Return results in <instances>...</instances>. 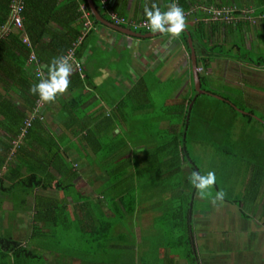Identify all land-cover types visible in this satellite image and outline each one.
Returning a JSON list of instances; mask_svg holds the SVG:
<instances>
[{
    "label": "crops",
    "instance_id": "1",
    "mask_svg": "<svg viewBox=\"0 0 264 264\" xmlns=\"http://www.w3.org/2000/svg\"><path fill=\"white\" fill-rule=\"evenodd\" d=\"M94 1L100 5L101 13L97 10L98 13L100 16L104 14L107 21L110 18V11L134 21L146 20L143 11L145 5L150 8L155 2L162 11H167L168 5L176 2V0H107L105 10L100 0ZM254 3V0H242L240 7L251 8L255 6ZM204 6L214 5L204 4ZM91 16H93L92 13ZM189 21L193 26L196 25L191 20ZM81 25L80 20V28ZM204 25L203 32L199 31L198 34L205 33V38L202 36L201 40L204 44L209 43L211 45L209 49L214 51L208 53L207 48H204V58L210 60V69L205 74L204 81L213 76L217 80L222 77L223 80L227 75L225 73L231 70L232 66L234 68V64L229 57H224L225 53L220 48V44L226 42L229 34H232L233 38L234 35H239L249 49L258 50L257 45L264 44V19H258L255 24L237 21L226 26L223 23L208 22ZM133 32L154 33L145 32L143 29ZM164 34L147 39L135 38L118 33L102 24H93V29L80 46L81 63L84 68L81 79L85 82V88L81 89L80 94L76 86L77 73L73 70V74L69 77L70 84L67 91L59 95L55 102L44 103V122L36 124L31 138L24 141L23 145L21 144V151H29V156L27 152V154L20 155L16 161L9 162L8 160L10 164L7 163L6 167L1 169L3 175L7 177L2 184L4 187L9 188L18 182L28 185L31 173L36 171L40 174H36L39 180L46 184L45 188L43 184L41 185L46 190L34 188L24 191L19 188L12 193L0 194V214L5 216L9 222L8 226L5 223V229L6 227L11 229L9 233L5 231L0 233L10 234L20 242V248H22L11 254L9 264H36L35 261L29 262L27 259H43L39 264H187L185 258L180 255L184 251L173 252L162 245L152 247L148 244V235L143 233L144 225L148 226V219L152 216H161L159 212L164 209L158 207V204H164V199L157 194L160 184L153 181L135 186L133 216L137 218L132 225L130 224L132 228L117 227L111 232L107 231L106 235L112 236L113 242L103 245L102 248L108 251L106 254L104 252L101 257H97L98 259H94V256L90 259L85 256L79 258L62 254L55 250L56 248L52 250L57 243L48 240V237H51L48 236L49 231L59 226L57 221L62 218L60 216H63V221L68 226L77 224L85 218L90 224V208L98 207V210H94V219L103 222L112 221L113 217L107 209V203L102 202V197L98 195L101 188L99 186H104L105 176L97 165L98 153L94 151H123L124 154L126 151H155V147L149 146L144 141L132 139V136H137V130L133 124L138 125V122L144 118L151 119L146 118L145 115L147 111L149 112L147 108L152 109L150 90L155 86L161 87L166 84L168 86L166 89L170 93L168 99L172 96L180 100L182 93L189 89L193 76L190 52L182 41V36L173 38L171 35L165 36ZM231 47L234 48L235 45ZM226 58H228V63L225 64L224 59ZM240 67L243 74L250 75V77L255 76L256 72L264 77V65L255 66L240 62L234 69L238 70ZM214 71L216 73L213 74ZM237 73L241 74L238 71ZM236 83L238 84L237 81ZM136 86H140L141 94L130 98L128 93ZM248 91V89L242 91L241 96L238 95L237 98H245L251 104L253 99L251 97L255 92L250 94L252 91ZM258 96L264 100L263 94L259 93ZM75 107L77 110L73 112L71 108ZM126 108L131 109L130 115L126 113ZM136 108L146 110L135 111ZM136 118L140 119L136 120ZM131 122H134L132 127ZM11 138V135L6 133L0 125V158L7 156L6 147L9 146ZM50 139L60 147L58 151H62L66 167L59 169V165L61 167L59 160L56 162L58 166L55 163L49 166L48 159L42 161L43 164L40 165L38 159L36 161L32 158L33 155L38 156V152L35 153V151H56ZM129 156L131 159L132 155L129 154ZM42 170L47 172L41 174L39 171ZM74 170L78 173L77 179H72L74 193L65 195L62 190H55V182L60 179L65 178L67 184H71L69 172ZM86 180L90 182V187L85 182ZM59 204H63V207L60 208ZM262 212L264 213V205L259 208L256 215H261ZM139 215H142L143 220ZM45 216L52 217L51 220L55 221V224L41 220ZM260 219L264 224V218L261 216ZM262 227L264 228V225ZM33 240L36 242L35 246L40 248H29ZM43 241H48L49 244L44 245ZM113 244L115 247L111 246ZM89 250L93 252L96 249L92 247ZM29 252L36 254V258H28Z\"/></svg>",
    "mask_w": 264,
    "mask_h": 264
},
{
    "label": "trees",
    "instance_id": "2",
    "mask_svg": "<svg viewBox=\"0 0 264 264\" xmlns=\"http://www.w3.org/2000/svg\"><path fill=\"white\" fill-rule=\"evenodd\" d=\"M11 1L12 0H0V26L9 19ZM176 1L178 6L183 10H188L194 5L204 4H213L216 7L230 6L235 7L238 10L244 8V6L240 7L242 0ZM254 1L255 6L251 7L253 10V16H259L261 17L260 20H263L264 0ZM93 3L96 9L101 13V10H99L100 5L94 0ZM81 7H84L85 10L90 12L86 0H25L22 13L23 31L12 30L7 37L0 39V125L3 126L5 132L12 137L8 144L9 146L6 147L7 156L0 158V194L12 193V191H16L19 188L24 191L34 188L37 190L45 188L46 184L42 183L36 175L38 174V171L31 173L28 185L18 182L16 185H11L9 188L4 187L2 184L7 180V177L3 175L1 169L6 167L7 163L16 161L22 154H27L28 152L27 156H29V151H21L22 145L24 141L26 142L31 138L33 128L36 127V124L44 122L43 115L45 104L38 112L43 119L33 120L31 127L27 130L21 143L14 153L11 154V151L13 150L12 142L20 135L25 120L35 112V103L39 98L38 95H33L29 92L32 85L39 83V79H37L34 74L36 65L27 64L29 55L34 53L37 59V65L43 69L44 76L47 78L50 61L54 57L64 56L68 50L73 48V44L78 41V38L82 33V27L80 28V20L83 15ZM237 14L238 12L236 15ZM101 16L104 19L106 18L104 14H101ZM90 19L93 24L100 25L93 16H89V20ZM204 24V22H198L194 26L199 27L200 31L203 32ZM223 24L225 26L227 25L225 23ZM187 29L191 35L192 42H194L192 31L189 28ZM24 34L28 37V44L23 43L22 41ZM89 34L90 31L87 32L81 43L74 49L75 59L80 63L82 57L80 46ZM181 35L183 36L184 44L188 49L186 35L183 32ZM201 35L205 38V33H201ZM206 50L208 53L214 52L210 49ZM245 55L246 54H244V56ZM237 60L255 66L264 65V58L262 57H258L256 60L247 57H240L237 58ZM197 67L200 68L198 75L202 88V82L205 80V75L203 74H206L210 69V60L206 59L202 65H200L197 59ZM83 69L82 66L83 73L76 72V86L79 89L80 94L81 89L85 88V82L81 79V76L84 74ZM135 88L136 90H134ZM135 88L128 93L130 98H134V95L141 94L139 92L140 86H136ZM142 94H144V92ZM212 94L224 99L219 100L214 97L212 98L211 96L215 103L210 106V108L215 110V112L217 110L219 111L217 120H221V123L217 126H210L206 122L204 116L200 118L198 116L193 122V125L192 112L201 95L196 98H194V96L188 99L181 98L178 100V103L174 108V116L177 121L174 122L171 129L173 130V136L167 139L163 138V142L160 143L158 147H155V151H145L141 162H133L129 155L126 156L129 151H126L125 154L123 151H94L96 154L98 153L97 165L101 169L100 171L104 174L105 179L109 180V183L106 182L104 186L99 189L98 195L102 197V202L110 204V215L113 218H116L117 221L103 222L94 219L93 216H95V212L94 209L91 208L90 224H88L89 220L86 218L87 221L85 219L78 221L79 233L87 232L90 229V248L94 247L96 249L95 251L90 252V259H93L91 256H94V259H98L97 257H101L104 252V254L107 253L108 249L102 248L103 245L112 244L113 242V237L106 235L107 231L111 232L121 224L122 228L128 229L123 222L125 221L126 216L134 215L135 186L137 184L142 185L153 181L154 183L160 184L157 194L161 199H164V204L160 203L158 204V207L161 206L164 208L161 211V215L164 218L163 220H171L169 221V224L171 225L170 231L174 230L173 233L181 232L182 230L186 231L187 236L185 237V244L190 248L184 250L180 255L185 258L187 264H200L192 229L194 198L198 191L191 184L189 177L193 171H197L200 174L201 172L189 158L187 140L190 133L194 134L197 138H194L196 142L199 143L201 141L206 149L214 147L216 152L214 155L216 158L214 163H219L221 166L219 177L223 183L231 182V184L234 185L238 182V179H241L239 183L242 186L241 190L244 198H236L234 200L225 198L223 201L224 203L235 205L238 208L239 214L244 219H249L250 215L242 210L243 206H246L247 204L249 205V203L252 205L255 204L251 211L252 215L255 216L259 208L264 205V148L257 147L252 151L251 149H248L251 148V142L248 141L242 143V151H233L234 148H238L240 142H233L230 139L228 140V143L224 144L222 139L227 135V128L225 127L227 124H224V122L227 119L230 121L232 120L230 117L231 114L237 115L240 113L235 110L234 107L237 105L231 98L215 93ZM204 95L209 96L208 94ZM191 101L194 102L189 112L188 123L185 124L189 103ZM78 105L80 104L78 103ZM78 108H80V106H78ZM71 109L74 112L77 110V107ZM148 109L151 110V108H147V110ZM141 110L146 109H135V111ZM241 115L246 117L249 122L255 120L264 126V123L259 120L257 121L251 116L252 113ZM260 119L264 121V118ZM202 137L203 139L201 140ZM49 141L52 142L51 144L54 145L56 151H35V153L38 152V156L33 155L32 158L34 160L38 159L40 165L43 164L42 161L48 159L47 162L49 166H52L54 163L56 164L57 160H59L61 162V167L59 165V169L66 167L67 164L65 163L66 161L63 153L62 151H58L60 147L56 143H53V140L50 139ZM193 142L195 141L193 140ZM216 142L218 144H215ZM247 149L249 151H247ZM60 155L62 157H60ZM249 157H255V161L249 160ZM15 163L17 165L19 164V162ZM56 166H58V163ZM133 168L134 170H132ZM68 169L70 168L68 167ZM39 172L43 174L47 171L42 170ZM69 173L71 174V184H67L68 182L62 177V180L60 179L55 182V190H62L65 194L67 188L70 186L73 187L74 181L72 179H77L78 173L75 170ZM179 176L181 177V180L175 182ZM19 178L20 177H18V179ZM230 188L232 189V186H230ZM108 207L109 205L107 208ZM169 211L172 213L169 214ZM42 218L43 219L41 220L47 223L50 222L51 224H55V221L51 220L52 217L45 216ZM83 220H85V222H83ZM168 221L165 223L168 224ZM126 224L128 225V222H126ZM52 228L54 227L52 226ZM111 246L115 247L114 244ZM18 250H22L19 241L15 240L10 234L0 233V264H9L11 254ZM28 258H36V254L29 252Z\"/></svg>",
    "mask_w": 264,
    "mask_h": 264
},
{
    "label": "rangeland",
    "instance_id": "3",
    "mask_svg": "<svg viewBox=\"0 0 264 264\" xmlns=\"http://www.w3.org/2000/svg\"><path fill=\"white\" fill-rule=\"evenodd\" d=\"M186 24L187 28L192 31L196 58L198 59V63L202 65L204 59L208 60V58H204V48L209 49L211 45L207 42H205L207 45L204 44V41L201 40L203 34H198L200 28L193 26L187 18ZM164 35L168 36L170 34L165 33ZM180 36L182 35L180 34ZM232 36V34H229L226 42L220 44V48L221 51L225 53L224 57H229V60L234 64V68L241 62L238 61L237 58L247 57L252 58L253 60H256L258 57L264 58L263 43L259 46L257 45L258 50H254V48L249 49L248 47H246V44L241 40L239 35H234V38ZM232 45H235V47L232 48ZM218 50L219 48L217 49V51ZM244 54L246 55L244 56ZM226 59H224L226 61L225 64L228 63V58ZM234 68L232 66L231 70H228V72L225 73L227 75L224 76L223 80L222 77L218 78L219 80H217L215 76L208 77L206 81L202 82V89L209 93L219 94L228 98L231 97V99L237 105V108L247 114L252 113L251 116L256 120L258 118H264V100L260 96H258L259 93L264 95V77L261 76L258 72L254 73L255 76L250 77V75L248 76L245 73L243 74V70L241 67L238 70ZM237 71L241 74H238ZM214 73H216V71H214L213 74ZM235 81L238 82L239 86L237 83L235 84ZM166 88H168V86L164 84L161 87L155 86L152 90H150L152 109L144 114L146 115V118L151 119L146 120L144 118V120L138 122V125L134 122L130 123L131 127L132 123H134L133 126H135L137 130V136H132V139H135L137 141H144L152 147H158L160 143L163 142V138L167 139L173 136V130L171 129L174 125V122L177 121L174 116V108L178 103V99L172 96L170 97V99H168L170 93H168V90ZM247 89L249 91H252L250 94H253V92L256 93H254V96L252 95L251 97L253 98L251 104H249L247 102V99L245 98H237L238 95L241 96L242 91H246ZM195 94L196 91L194 88L192 76L189 89L182 93L181 98L188 99L192 96H195ZM212 98L211 96L207 95L200 96L197 101V105L192 112V123L198 118V116L199 118L204 116L206 122L210 126H217L219 125V123H221V120H217L219 111L217 110L215 112V110H212V108H210V106L215 103ZM130 111L131 109L126 108L127 114L130 115ZM230 117L232 118L231 121L227 119L224 122V124H227L225 126L227 128V135L222 139L224 141V144L228 143V140L230 139L233 142H240L238 148H234L233 151H242V143H246L248 141L251 142V148L248 149H251L252 151L257 147L264 148L263 125L256 122L255 120L249 122L248 119L246 117H243L241 114H231ZM137 119L140 118H136V120ZM194 138L197 139L194 134L190 133L187 140V150L189 158L200 170L201 174H206L208 171L215 172L217 182L215 185L217 186V188L214 185L210 190L213 194V197L216 191L223 190L226 193L225 198L233 200L236 198L243 199L244 197L241 190L242 186L239 183L241 179H238V182L234 185L231 184V182L223 183V181H221L219 177V170H221V166L219 163H214L216 159L214 156L216 154L214 147L206 149L201 141L197 143ZM202 139L203 137L201 138V140ZM193 140L195 142H193ZM215 144L218 143L216 142ZM248 149L247 151H249ZM144 153L145 151H129L126 156L131 154L132 161H137L139 163L143 160ZM249 160L255 161V157H249ZM180 180L181 177L179 176L175 180V182H178ZM85 182L90 187V182H88L87 180ZM104 182L109 183V180L105 179ZM230 186H232V189L230 188ZM100 187L103 186L100 185L99 188ZM73 193L74 191L72 189V186L65 190V195H72ZM108 205L109 207L107 209H109L110 211V204L107 203L106 206ZM58 206L62 208L63 204H59ZM254 206L255 204L252 205L251 203H249V205L247 204L246 206L242 207V210L246 214L250 215L249 219H244L239 214L238 208L235 205L227 204L224 202H217L216 204H213L211 203V198H201L198 192L196 193L193 205L192 229L196 252L200 264H264V228L262 227L264 224L260 219L261 216L264 218V213L262 212L261 215L258 214L256 216L252 215L251 211ZM94 210H98V207ZM159 213L161 214V212ZM170 213L172 212L169 211V214ZM63 214H65L64 211ZM139 216L143 220L142 215ZM161 216L150 217L148 219V222L150 224L148 223V226L144 225V230L142 229L143 233L148 235V244L152 247L162 245L167 249H171L173 252H183L184 250H188V248L190 247L185 244V237L187 236L186 231L182 230L181 232L173 233L174 230L170 231L171 225L169 224V221L171 220H163L164 218L163 216ZM10 217H12L11 214ZM60 217L62 218H59L57 221L59 226H57L54 230H50L48 233V236H51L48 237L49 242L57 243L56 247L54 245L52 250L56 248L55 250H58L62 254H66L68 256L74 255L79 258H81L82 256H85L86 258L90 257V229L87 232L85 231L83 233H79L76 231L79 228L78 222L77 224L74 223L73 225L70 224V226H67L63 221V216ZM136 218L135 216H126L123 223L127 226L128 229H131V225L134 220H136ZM1 219L3 221H6L3 222L1 221ZM111 220L114 222L117 221L116 218H113ZM166 221H168V224L165 223ZM126 222H128V225L126 224ZM5 223L7 224L6 226L9 225L7 218L5 219V216L3 217L0 214V232L5 231L6 233H9L11 229L9 230L8 227H6L5 229ZM121 225H118V227H121ZM33 241L30 242L29 246L31 247L29 248H40L39 246H35L34 243L36 242ZM43 244L46 245L49 243L48 241H43ZM36 253L39 254L38 252ZM46 255L47 254H45V256ZM42 260L43 259H27V261L29 262L35 261L36 264H39V262H41Z\"/></svg>",
    "mask_w": 264,
    "mask_h": 264
},
{
    "label": "built area",
    "instance_id": "4",
    "mask_svg": "<svg viewBox=\"0 0 264 264\" xmlns=\"http://www.w3.org/2000/svg\"><path fill=\"white\" fill-rule=\"evenodd\" d=\"M102 3V8L107 9V0H100ZM25 0H12L10 3V16L9 19L0 26V39L7 37L12 30L14 31H23V7ZM177 3V1H176ZM82 10V33L78 38V41L73 44V48L68 50L64 56L69 58V62L72 64L73 70L78 73H82V65L75 59L74 49L81 43L88 31L93 29V22L89 20L91 13L81 7ZM186 18L191 20L192 23L196 24L198 22H208V23H225L232 24L237 21H247L250 24H255L258 19L261 17H254L253 10L251 8L236 9L235 7L230 6H204V5H194L188 10H184ZM238 14L236 15V13ZM109 22L116 26H122L128 30L137 31L138 29H143L145 32H150V29L147 25L146 20L134 21L123 16H119L117 13L109 12ZM23 43L28 44V37L24 34L22 37ZM28 65H36L34 70L35 77L39 79H45L43 69L37 65V59L34 53L29 55L27 60ZM44 102L38 98L35 103V112L25 120L21 133L18 138L12 142L13 150L11 154L17 149L19 144L22 141V138L25 136L27 130L31 127L33 120L39 119L42 120V116L38 114L41 107H43Z\"/></svg>",
    "mask_w": 264,
    "mask_h": 264
},
{
    "label": "clouds",
    "instance_id": "5",
    "mask_svg": "<svg viewBox=\"0 0 264 264\" xmlns=\"http://www.w3.org/2000/svg\"><path fill=\"white\" fill-rule=\"evenodd\" d=\"M143 11L147 25L152 32L168 33L171 37L178 38L187 27L185 12L176 2L168 5L167 11H162L155 2L150 8L145 5ZM72 74L73 67L67 56L54 57L48 65L47 78L32 85L29 92L38 95L44 103L55 102L59 95L67 91L70 84L69 77ZM189 180L201 198H211L213 204L224 201L226 193L223 190L216 191L214 197L210 191L216 184L214 171H208L206 174L193 171Z\"/></svg>",
    "mask_w": 264,
    "mask_h": 264
},
{
    "label": "water",
    "instance_id": "6",
    "mask_svg": "<svg viewBox=\"0 0 264 264\" xmlns=\"http://www.w3.org/2000/svg\"><path fill=\"white\" fill-rule=\"evenodd\" d=\"M86 2H87L89 10L91 11L93 17L95 18V20L98 23H100V24L104 25L105 27H108V28H110V29H112V30H114V31H116L118 33H121L123 35H127L129 37L143 38V39L154 38V37H158V36L163 34V33H159V32H154V33H149V34H140V33H136V32H133L131 30L125 29L123 27L113 25L112 23H110L109 21L105 20L104 18H102L100 16V14L98 13V11H97L94 3H93V0H86ZM183 33H185V35H186L188 49H189V52H190L191 70H192V75H193L194 88H195V91H196V94H195L194 98H196L197 96H200V95L208 94L209 96H212V97H214L216 99L224 100L222 97H219V96L214 95L212 93L206 92L205 90H203L201 88V82H200L199 75H198L199 69L197 67V58H196V53H195V47L193 45V42H192V39H191V35H190V33H189L187 28L183 31ZM193 102L194 101H191L189 103L188 115L186 117L185 124L188 123L189 112H190V109H191V107L193 105ZM234 108L240 114H247L244 111H241L237 107H234ZM257 120H259L260 122L264 123V121L259 119V118Z\"/></svg>",
    "mask_w": 264,
    "mask_h": 264
}]
</instances>
